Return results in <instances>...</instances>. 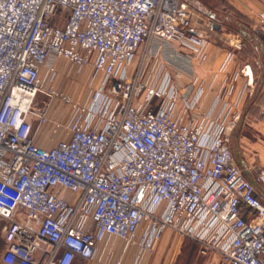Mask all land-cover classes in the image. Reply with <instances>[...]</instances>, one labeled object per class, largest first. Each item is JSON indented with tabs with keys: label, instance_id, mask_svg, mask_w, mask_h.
Listing matches in <instances>:
<instances>
[{
	"label": "built area",
	"instance_id": "obj_1",
	"mask_svg": "<svg viewBox=\"0 0 264 264\" xmlns=\"http://www.w3.org/2000/svg\"><path fill=\"white\" fill-rule=\"evenodd\" d=\"M257 21L264 36V7ZM215 27L183 0H0L2 262L72 264L110 237L140 255L171 229L221 264H264V165L248 178L230 146L239 100L201 105ZM56 57L102 74L87 101L44 85Z\"/></svg>",
	"mask_w": 264,
	"mask_h": 264
},
{
	"label": "crops",
	"instance_id": "obj_2",
	"mask_svg": "<svg viewBox=\"0 0 264 264\" xmlns=\"http://www.w3.org/2000/svg\"><path fill=\"white\" fill-rule=\"evenodd\" d=\"M231 2V0H230ZM258 4V3H257ZM264 4L258 8L262 10ZM246 32L238 28V33ZM261 37V36H260ZM240 42V48L234 43ZM245 41L231 33L228 22L217 21L215 33L207 46L208 59L204 64H195L194 70L199 75L203 88L201 105L203 109H213V117L218 116L224 101L239 100V118L231 133V149L237 164L248 178L251 171L259 164H264V51L257 54L245 52ZM225 63L224 68L220 65ZM248 66V74L241 69ZM173 73L174 67L169 68ZM231 79V92L226 93L224 84ZM181 84H187L189 77L183 73L178 79ZM216 104L213 105L214 101ZM50 137L57 139L51 129L45 127L36 142L44 147L54 143ZM256 156L260 162L256 161ZM263 160V161H262ZM171 229L163 231L152 252H142L138 255V247L125 246L118 237H110L106 245L100 243L92 259L76 258L72 264H221L218 254L202 253L199 245L191 244ZM6 245V244H5ZM0 264L2 262L0 257Z\"/></svg>",
	"mask_w": 264,
	"mask_h": 264
},
{
	"label": "rangeland",
	"instance_id": "obj_3",
	"mask_svg": "<svg viewBox=\"0 0 264 264\" xmlns=\"http://www.w3.org/2000/svg\"><path fill=\"white\" fill-rule=\"evenodd\" d=\"M183 1L192 7L195 14L203 19L212 18L215 22H228L229 25H231V33L242 38V41H245L244 48L246 53L254 55L264 51V36L259 30L257 21L258 8L264 4V0H231V2L230 0ZM195 17L196 16H194V18ZM238 28L246 32V35H243L241 32L238 33ZM53 64L55 65L56 73L51 81L48 79V65L46 64L42 69L44 85L52 84L57 91H62L73 99L87 101L90 91L99 84L102 78V74L100 72H95L92 66L84 65L77 67L63 57L54 58ZM45 100H48L46 95H37L34 106H40ZM51 105L54 110L52 118L66 123L70 112V105L57 98L51 101ZM46 127L51 128V124ZM55 136L58 137V135ZM256 161H261L258 156H256ZM258 165L259 164H257V166ZM254 174L255 172L252 170L251 176L253 177ZM4 223L5 219L0 217V257L5 247L2 230ZM184 239L191 244H195L188 238Z\"/></svg>",
	"mask_w": 264,
	"mask_h": 264
}]
</instances>
